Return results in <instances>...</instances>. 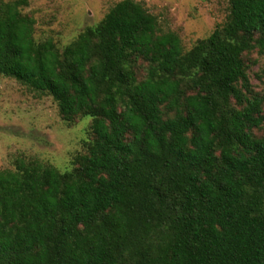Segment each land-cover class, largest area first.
<instances>
[{
	"label": "trees",
	"instance_id": "trees-1",
	"mask_svg": "<svg viewBox=\"0 0 264 264\" xmlns=\"http://www.w3.org/2000/svg\"><path fill=\"white\" fill-rule=\"evenodd\" d=\"M29 0H0V75L91 117L62 173L18 156L0 170V264H264V0L187 51L123 0L63 50L38 42ZM146 63V75L138 69Z\"/></svg>",
	"mask_w": 264,
	"mask_h": 264
},
{
	"label": "rangeland",
	"instance_id": "rangeland-1",
	"mask_svg": "<svg viewBox=\"0 0 264 264\" xmlns=\"http://www.w3.org/2000/svg\"><path fill=\"white\" fill-rule=\"evenodd\" d=\"M10 1V0H4ZM123 0H29L23 12L35 21L38 42L52 39L60 50L88 28H95ZM158 18L163 31L176 32L187 51L224 23L228 0H134ZM248 76L256 92H264V53L248 55ZM146 75V63L138 69ZM91 117L65 121L52 97L42 96L13 78L0 75V170L12 169L18 156L38 159L62 173L84 152L91 136ZM264 136V126L255 132Z\"/></svg>",
	"mask_w": 264,
	"mask_h": 264
}]
</instances>
